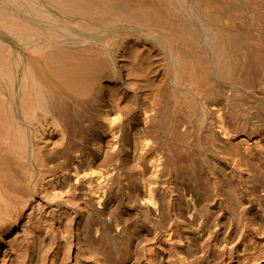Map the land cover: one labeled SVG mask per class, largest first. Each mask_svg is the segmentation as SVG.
I'll list each match as a JSON object with an SVG mask.
<instances>
[{"label": "bare ground", "instance_id": "6f19581e", "mask_svg": "<svg viewBox=\"0 0 264 264\" xmlns=\"http://www.w3.org/2000/svg\"><path fill=\"white\" fill-rule=\"evenodd\" d=\"M48 1L0 9V243L264 264V0Z\"/></svg>", "mask_w": 264, "mask_h": 264}, {"label": "rangeland", "instance_id": "374dc122", "mask_svg": "<svg viewBox=\"0 0 264 264\" xmlns=\"http://www.w3.org/2000/svg\"><path fill=\"white\" fill-rule=\"evenodd\" d=\"M21 1L22 0H8V1L7 0H0V9L2 8V11L3 10H8L9 11L11 8L16 7ZM174 1H175L176 4L180 3L179 0H174ZM29 2L31 4H33V5L35 4L37 6L48 7L50 9H53V8L56 7V6H54L55 4L53 2H49L48 0H29ZM169 2H172V0H169ZM23 3H24V0H23ZM1 15L2 14H0V17L4 18L3 15L2 16ZM0 34H1L0 37L5 40L6 39V31H5L4 28H0ZM39 39L42 41V44H44L43 42H45V40H42L43 38H41V37ZM15 235H16L17 238H15ZM20 236H21V230H20V228H17L15 230L11 231L10 235L6 236L7 240H10L8 242V244L7 243H4V244L0 243V253H1V251L4 252L6 248L12 250V252L15 251L14 255H13L14 259H15V261H14L15 264H25V259H24L25 257L19 256L20 254L23 255L22 247H24V243H23L24 240H23L22 236L21 237ZM19 247L22 249V251H21L22 253L21 252L19 253ZM17 249H18V251H16ZM16 252H18V253H16Z\"/></svg>", "mask_w": 264, "mask_h": 264}]
</instances>
